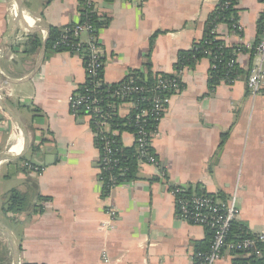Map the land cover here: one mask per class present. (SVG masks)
Returning a JSON list of instances; mask_svg holds the SVG:
<instances>
[{"label":"crops","instance_id":"1","mask_svg":"<svg viewBox=\"0 0 264 264\" xmlns=\"http://www.w3.org/2000/svg\"><path fill=\"white\" fill-rule=\"evenodd\" d=\"M219 1L94 0L106 21L97 35L103 83L119 84L146 65L153 77L173 74L179 52L202 40ZM235 10L240 33L220 24L217 38L248 50L237 58L248 72L264 4L238 0ZM79 19L80 0H0V225L19 250L18 264H194L209 232L176 218L177 188L223 200L235 194L237 221L263 233L264 94L249 91L247 77L210 89L208 59L185 69L183 89L169 98L152 143L159 167L139 166L132 182L101 196L95 133L69 106L85 82L83 62L42 39ZM129 108L115 113L124 118ZM24 137L28 150L15 161ZM120 141L132 148V133L123 131ZM11 191L25 197L22 213L4 212ZM233 261L225 254L217 264ZM0 264H15L1 231Z\"/></svg>","mask_w":264,"mask_h":264},{"label":"built area","instance_id":"2","mask_svg":"<svg viewBox=\"0 0 264 264\" xmlns=\"http://www.w3.org/2000/svg\"><path fill=\"white\" fill-rule=\"evenodd\" d=\"M262 3L264 4V2ZM82 6L87 13L84 15V21L82 23L77 22L71 30L70 36L75 37L77 42L69 45L70 50L68 53L72 54L73 50L74 54L78 55L80 47L82 45L87 46L86 62L82 60L85 82L81 87L85 89V94H73L69 99V106L72 115L76 118L88 119L91 128L96 133L95 137L99 142L101 150L99 158L101 175L102 171H111L117 165V160L114 158L112 149V144L114 143L112 137L117 136L119 133L113 130L110 123V118L113 113L115 114L117 108L112 104H107L105 107L102 106L103 98L100 88L104 85L102 81L104 67L103 52L98 42L97 34H95L94 29L88 22V14L95 12L94 0H83ZM229 6L230 2H226L224 9H227ZM228 32L232 35L240 33L238 21L233 30ZM215 33L217 34V28L215 29ZM68 38V35H63L60 44H68ZM42 39H47V35L43 33ZM53 50H58L57 45L53 46ZM239 54L235 55V59L230 64H237ZM254 56L256 64L249 71L246 85L252 93L264 94V14L261 18V31L258 36V42L254 47ZM210 67L211 69L214 68L211 62ZM184 70L171 74L173 75L171 79L162 78L161 75L155 76V85L149 90L142 86H136L132 78H130L124 86L112 92H107L112 99L121 101L119 105L125 104L130 107L129 109L134 108L137 111L134 115V127L136 131L132 133V136L133 147L138 155L139 166L149 165L159 167L158 160L152 149V143L158 137V126L166 111L169 98L183 89L181 76ZM87 86L89 89H86ZM168 92L171 95H167ZM145 93H151L152 95L149 106L147 108H139L137 103L131 101V97L136 94ZM144 101L145 99L140 100V102ZM80 112L84 114L83 117L79 116ZM100 175L99 182L103 187V180L100 179ZM114 180L115 177L108 176V187L106 189L109 190V193L105 198H108L112 190L118 187L114 184ZM184 192L182 188L174 190L176 196V218L188 224L203 227L211 232L208 251L197 253L193 257V259L197 260L198 264H217L223 259L225 254H229L233 260H257L263 257L264 232L252 234L247 231L242 234L243 237L239 240H229L231 226L238 220L239 216L238 200L235 194L223 200L206 194L185 198L181 196ZM107 215L110 220L113 218V212L110 208ZM108 224L106 222L104 225ZM231 264L237 263L233 261Z\"/></svg>","mask_w":264,"mask_h":264},{"label":"trees","instance_id":"3","mask_svg":"<svg viewBox=\"0 0 264 264\" xmlns=\"http://www.w3.org/2000/svg\"><path fill=\"white\" fill-rule=\"evenodd\" d=\"M111 1V0H105ZM238 0H220L215 10L212 12L207 22L205 23L204 28V36L202 40L196 42L192 45L189 50L181 51L178 54L176 64L174 66V72H179L183 69L193 68L200 60L208 59L209 63L214 66L213 69L209 71V80L208 85L210 89L215 88L220 83L232 84L235 81L240 79H244L248 76L249 71L245 72L239 68L237 64H230L234 59L237 53H247L248 50L244 49L241 46H232L228 47L225 43L218 39V35L215 33V29L218 25H224L228 31H232L233 27L238 21V16L236 14V4ZM260 2H264V0H259ZM83 0H80V19L79 23L84 21V15L87 13L82 6ZM226 2H230V6L227 9H224ZM262 18V17H261ZM261 18L258 22V36L261 31ZM88 22L92 26L95 31V34L98 35V32L106 26V21H101L100 18L97 17V14L94 12L88 14ZM75 24H70L63 28H50L49 38H47L46 47L51 49L54 45H57L58 50L60 52H68L70 50V44H75L77 39L75 37L70 36L71 30L74 28ZM63 35H68V44H60V40ZM30 45L32 47L39 46V40L33 36L30 37ZM258 40L254 44L251 49V56L254 54V47L256 46ZM87 46L82 45L78 51V56L86 62V51ZM75 52L72 50V54ZM103 72V71H102ZM162 78L171 79L173 75H161ZM132 78L134 84L136 86H142L145 89H151L155 85V78L149 72V65H146L144 69L141 71L131 72L127 78L124 79L119 84L116 85H102L100 88V92L102 91L103 104L102 106H106L107 104H112L116 106V108L121 104V101H116L112 99L107 92H112L113 90H117L120 87L124 86L129 79ZM86 89H89L87 86ZM170 92L167 95H171ZM75 95H84L85 89L80 87L75 93ZM151 93L145 94H136L131 97V101H134L139 105V108H147L150 103ZM145 99L144 102H140V100ZM136 109H129V113L124 118H119L116 113L112 114L110 118V123L113 130L117 131L119 134L117 136L112 137L114 143L112 144V149L114 153V158L117 160V165L111 171H102L100 175V179L103 180V187L101 196L105 198L109 193V190L106 189L108 187L107 178L108 176L115 177V185L121 186L123 184H128L132 182L136 177V172L139 167L138 164V155L134 147L126 148L123 147L120 141V133L123 131H128L130 133H134L136 128L134 127V115L136 114ZM80 117H83L84 114L80 112ZM94 131V130H93ZM95 133V132H94ZM96 135V133H95ZM96 147L101 152L100 145L98 140L96 139ZM195 196L203 195L194 194ZM181 196L185 198H190L193 196L188 192H184ZM26 209V199L23 195L16 191H11L9 194V198L6 202L4 212L5 213H22ZM209 232V239H207L208 243H206V248L203 250L196 249L195 254L197 253H205L209 249V244L211 240V232ZM247 232L244 225L240 222L236 221L232 224L229 240L237 241L243 237V233ZM263 257L261 259H235L234 262L237 264H264V246H262ZM194 260V264H198L196 259Z\"/></svg>","mask_w":264,"mask_h":264},{"label":"water","instance_id":"4","mask_svg":"<svg viewBox=\"0 0 264 264\" xmlns=\"http://www.w3.org/2000/svg\"><path fill=\"white\" fill-rule=\"evenodd\" d=\"M17 35H15V39H17ZM13 124L14 129L19 133L21 132V134H23L24 132L22 131L23 129L21 127H18V125L14 122H11ZM20 134V133H19ZM24 136V135H23ZM28 150V140L27 137H24V141H23V149L21 151V153L13 160L17 161L20 160L21 158H23L25 156V153ZM35 166L37 167H44V165H48V162H45L44 165L42 164H38V163H33ZM0 231L4 234V236L7 238V240L10 243V246L12 248L13 251V255H14V259H15V264H18V255H19V250L16 246V244L14 243V240L12 239L10 233L3 227L0 225Z\"/></svg>","mask_w":264,"mask_h":264}]
</instances>
